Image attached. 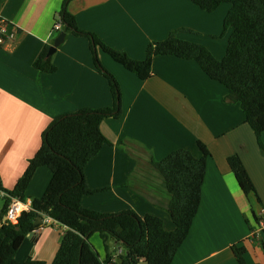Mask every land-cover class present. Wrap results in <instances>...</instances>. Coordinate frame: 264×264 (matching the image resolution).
I'll return each instance as SVG.
<instances>
[{"label":"crops","instance_id":"0c3cea01","mask_svg":"<svg viewBox=\"0 0 264 264\" xmlns=\"http://www.w3.org/2000/svg\"><path fill=\"white\" fill-rule=\"evenodd\" d=\"M62 3L0 0V20L15 33L0 44V176L5 191L22 177L54 119L81 108L114 105L109 80L96 68L87 37L66 32L52 55L53 70L41 73L34 66L62 31L55 29ZM231 7L223 3L207 12L190 0H73L68 9L81 29L134 59H144L150 42L164 40L175 30L223 59L233 32L232 27L224 32ZM98 57L120 84L123 112L101 124L110 143L85 167L94 193L83 196L82 205L101 212L133 209L140 216L157 215L167 230H174L165 209L170 196L152 161L177 149L200 156V140L211 154L200 207L172 264H239L232 249L236 244L245 246L250 264H264V237L250 238L257 216L264 213V153L240 105L225 100L226 86L210 78L197 61L175 55L154 57L153 74L146 80L100 49ZM233 154L242 159L256 193L246 194L240 187L227 161ZM52 176L48 167H39L25 201L42 197ZM43 222L44 216L38 224ZM64 229L50 218L40 231L28 234L16 259L32 257L51 264ZM90 242L101 259L111 258L112 264L117 259L121 263L127 253L121 242L105 243L99 233ZM112 245L118 247L117 254L109 252Z\"/></svg>","mask_w":264,"mask_h":264},{"label":"trees","instance_id":"16d2710c","mask_svg":"<svg viewBox=\"0 0 264 264\" xmlns=\"http://www.w3.org/2000/svg\"><path fill=\"white\" fill-rule=\"evenodd\" d=\"M71 1L63 0L58 14L62 31L89 39L95 66L109 80L114 105L101 109L81 108L54 119L42 134L41 147L11 191L3 190L0 176V190L5 193L0 197L3 201L0 204V264H46L32 257L24 262L16 259L26 237L40 227L38 220L44 215L65 227L51 264H112L111 258L101 259L91 244L90 237L95 233H99L105 243L111 238L124 245L127 253L122 256L121 264L141 261L172 264L199 210L210 151L198 140L200 156L189 149H177L160 161H152L170 196L165 209L175 226L172 231L166 229L163 219L157 215L140 216L133 209L101 212L84 207L83 196L94 193L87 183L85 167L110 143L101 124L108 117L120 118L123 112L120 84L101 63L98 49L142 80L152 76L156 56L175 55L197 61L210 78L226 86L225 100L240 105L264 153V0H190L207 12H213L223 3L232 5L224 18V32L230 27L233 32L223 59H217L203 44L182 39L180 31L175 30L164 40L150 42L146 57L141 60L107 45L95 33L81 29L68 9ZM49 48L50 45H46L34 62L41 73L54 68ZM227 161L242 190L246 194L256 193L240 156L233 154ZM42 166L53 173L43 196L33 198L31 210L23 212L16 223L4 221L12 199H26L30 181ZM232 249L239 264H250L245 258V246L236 244Z\"/></svg>","mask_w":264,"mask_h":264},{"label":"built area","instance_id":"2783aa9c","mask_svg":"<svg viewBox=\"0 0 264 264\" xmlns=\"http://www.w3.org/2000/svg\"><path fill=\"white\" fill-rule=\"evenodd\" d=\"M9 24H7L6 21L0 20V44H4L8 40L12 39L15 36V33L13 30H10ZM56 30L62 29L61 22H57L55 26ZM5 195L4 191L0 190V197H3ZM32 208V200H22L19 197H15L12 199L11 203L9 204L6 213L4 215V221H10L13 223H16L19 219V217L22 215L23 212L29 211ZM45 222H47L50 217L44 215ZM45 222L40 223V227L36 231H40L43 226L45 225ZM264 237V213H261L256 218V227L252 229L250 238L252 239H261Z\"/></svg>","mask_w":264,"mask_h":264},{"label":"water","instance_id":"95a60500","mask_svg":"<svg viewBox=\"0 0 264 264\" xmlns=\"http://www.w3.org/2000/svg\"><path fill=\"white\" fill-rule=\"evenodd\" d=\"M66 31H61L56 38L54 39V42L50 45L49 51H48V55L51 56L53 55L58 47L64 42L65 38H66Z\"/></svg>","mask_w":264,"mask_h":264},{"label":"rangeland","instance_id":"374dc122","mask_svg":"<svg viewBox=\"0 0 264 264\" xmlns=\"http://www.w3.org/2000/svg\"><path fill=\"white\" fill-rule=\"evenodd\" d=\"M3 203V201L0 199V204H2ZM109 240H114V239H109ZM110 244H112V242L110 243ZM114 245H112L111 247H109L110 249H108V247H107V249L109 250V252H111V253H113V254H117V251H118V247H116V245H115V249L114 248H112ZM121 247H122V251L124 250L123 249V246L122 245H120ZM114 258V257H113ZM119 259H117V263H115V264H121L120 263V260L118 261ZM113 261L111 260V263H112ZM114 263V262H113Z\"/></svg>","mask_w":264,"mask_h":264}]
</instances>
